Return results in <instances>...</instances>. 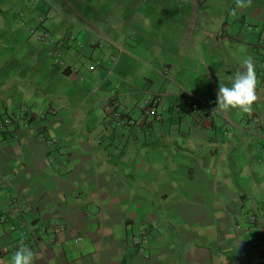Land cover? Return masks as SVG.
Here are the masks:
<instances>
[{
  "label": "crops",
  "instance_id": "crops-1",
  "mask_svg": "<svg viewBox=\"0 0 264 264\" xmlns=\"http://www.w3.org/2000/svg\"><path fill=\"white\" fill-rule=\"evenodd\" d=\"M146 3L35 4V26L0 0V264L22 245L34 264H264V0L236 16L222 0L215 22L206 0ZM248 56L252 110L213 111ZM110 101L131 118L153 102L163 121L124 127Z\"/></svg>",
  "mask_w": 264,
  "mask_h": 264
},
{
  "label": "clouds",
  "instance_id": "clouds-1",
  "mask_svg": "<svg viewBox=\"0 0 264 264\" xmlns=\"http://www.w3.org/2000/svg\"><path fill=\"white\" fill-rule=\"evenodd\" d=\"M252 0H236V7L230 15L236 16L237 11L251 6ZM244 71H238L232 78L231 86L219 85L214 110L226 112L238 110L244 113L252 110L258 100L256 67L253 59L248 56L242 61ZM36 253L26 245L18 247L12 255L10 264H34Z\"/></svg>",
  "mask_w": 264,
  "mask_h": 264
},
{
  "label": "built area",
  "instance_id": "built-area-1",
  "mask_svg": "<svg viewBox=\"0 0 264 264\" xmlns=\"http://www.w3.org/2000/svg\"><path fill=\"white\" fill-rule=\"evenodd\" d=\"M43 20H44V18L40 17V19L37 22L38 25H40V23ZM44 36H45L44 33L42 35H40V39H42ZM52 63L54 66H58L60 64L59 54L57 52H54L52 54ZM106 109L108 110V114H110L113 121L116 122L117 124L124 126V127L133 126L142 120L143 121H149V122H161V121H163L160 109L157 107V104H153V102H147L146 104H144V106L140 110V117L139 118L138 117L137 118H131V117L127 116L123 107L120 104H114V101H110L107 104ZM176 109H178V107ZM185 109L189 110L191 113H195V112L199 111L198 104L195 103L194 101H191L190 99L186 100V108ZM18 116H21L22 118L27 119L28 117L31 116V114L28 112V110L25 107H22L21 113L19 115L8 116L7 118H5L2 121L1 126L4 127L5 125H7V123H9V121L13 117L17 118ZM253 126H251V129H254ZM258 136L261 140H264V131L260 130ZM13 199H14L13 201L12 200L9 201L8 205H17V204L24 205V204H26L23 199L19 200L15 196H13ZM0 219H2V221H4V217H2ZM9 229L13 230L14 228L10 226ZM62 229H64V227L62 225H58L57 230H62ZM39 231L43 232V230H39ZM138 233L139 234L137 237H134L131 239V245L136 247L137 250L142 251L143 244L146 242V239H145L146 229L141 227L139 229ZM37 241H38V238H37ZM257 255H258V260L260 261V264H262V259H261L262 254L260 255V253H258V251H257Z\"/></svg>",
  "mask_w": 264,
  "mask_h": 264
},
{
  "label": "rangeland",
  "instance_id": "rangeland-1",
  "mask_svg": "<svg viewBox=\"0 0 264 264\" xmlns=\"http://www.w3.org/2000/svg\"><path fill=\"white\" fill-rule=\"evenodd\" d=\"M11 1H12L13 7H15V9H18L20 11V15L23 16V18H20L19 17L21 19L19 21H23V24L26 23V25H28L34 19H36L34 21L35 22V26H36V24H38L37 22L40 19V17L38 16V14H39L40 8H42V7H44V8L46 7L47 8V6H53L54 3H56V5L57 6H60V7H62V6L63 7H68V5H71V9L73 8V10L74 9L75 10H78L77 12H82V10H86V7L88 6V4H86L84 2L85 0H11ZM143 1H146V0H143ZM152 3H153V0H147L146 5H150ZM35 4L36 5L37 4L40 5V8L37 9L35 7ZM95 4H96V0H92V2L89 4L88 7L95 8L94 7ZM221 4H222V0H206V4L204 5L203 8H206L208 10L206 12V18H207V20L208 19H212L209 22H211V21L212 22H215V16L214 15H215L216 10H219L222 7ZM182 5H185V3H183ZM112 7L114 8V7H116V5H112ZM203 8H201V9H203ZM130 10H131L130 7L126 8L125 9V14L127 12H129ZM49 11L51 12V10H49ZM198 11H199V6H198ZM92 12L93 13H91V15L94 14V10H92ZM103 14L104 13H102V11L101 12L95 11V15L98 18L99 17H101V18L103 17L105 19V17H104L105 14L104 15ZM122 14H124V11H122ZM73 15H75V14H72L71 16L74 17ZM110 15H112V14H110ZM109 17H111V16H109ZM222 20H223V18L221 19V21ZM23 24H22V26H20L22 30L24 29V25ZM211 24H213V23H211ZM1 31H3L2 28H0V32ZM5 33H6V30H5ZM2 36L3 35H1L0 40L2 39ZM0 44H1V42H0ZM230 54H233V55L236 54L237 56L244 57L243 52L240 54V50H236V52H231ZM36 111H37L36 113L39 112L37 109H36ZM31 114H32V112H31ZM3 189H2V191H4ZM13 195H14V193H12V192L11 193H5V198H6V201L5 202H6L7 205H8V202L9 201H11V200L13 201L14 200L13 199ZM8 206H12V205H8ZM8 225H10V224H8ZM141 225H143V226H140V227H144V229H145L146 225L145 224H141ZM11 226H13V228H14V231H11V232H15V231H17V229L23 230V229L17 228L18 226L14 225V224H11ZM136 229H135V232H136ZM23 231H25L26 234H31L28 230H23ZM148 236L149 235L146 232L145 239H148ZM146 245L147 244H145V246Z\"/></svg>",
  "mask_w": 264,
  "mask_h": 264
}]
</instances>
